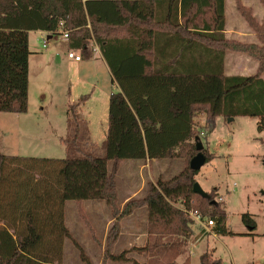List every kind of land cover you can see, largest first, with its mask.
<instances>
[{
    "label": "trees",
    "instance_id": "obj_1",
    "mask_svg": "<svg viewBox=\"0 0 264 264\" xmlns=\"http://www.w3.org/2000/svg\"><path fill=\"white\" fill-rule=\"evenodd\" d=\"M236 1L262 46L226 37V0H0V111H28L29 34L34 30L51 36L68 32L70 47L81 52L95 37L121 89L109 100L105 156L84 151L78 141L85 123L80 107L88 96L67 109L66 158L0 153V264H62L65 239H72L82 260L93 264L66 225V202L103 200L116 219L131 214L132 199L117 216L116 177L122 162L183 156L191 161L197 154V110L206 112L210 132L219 116L256 118L258 130L264 131V21ZM228 51L256 58L257 73L225 74ZM203 152L206 163L214 159ZM198 173L189 163L178 176L149 184L143 203L155 237L146 247L150 252L182 254L184 241L173 237H190L189 209L213 219L215 233L235 234L227 226L225 207L213 202L211 193L204 198L193 191ZM192 196L199 200L195 208ZM179 198H185L187 208L176 205ZM242 219L250 232L256 230L250 214ZM118 234L116 221L106 237L103 264L129 259L111 251ZM211 257L206 252L200 258L204 264H222ZM162 264L177 263L167 256Z\"/></svg>",
    "mask_w": 264,
    "mask_h": 264
},
{
    "label": "rangeland",
    "instance_id": "obj_2",
    "mask_svg": "<svg viewBox=\"0 0 264 264\" xmlns=\"http://www.w3.org/2000/svg\"><path fill=\"white\" fill-rule=\"evenodd\" d=\"M239 14L238 18L245 19L241 12ZM252 15L259 23L264 21V11L261 19L254 14L253 9ZM236 20V16L232 15V24ZM245 21L247 22L246 19ZM246 24L250 26L248 22ZM250 28L259 41L254 44L262 46L257 33L251 26ZM43 37L48 35L32 32L29 36L28 111H0V153L24 157L66 158L68 152L63 139L69 134L67 109L80 97L88 96L85 104L80 107L85 123L78 141L84 151L98 157L105 156L109 99L112 93L120 91L116 82L102 59L87 62V59L76 61L69 58L68 53L73 49L70 47V39L63 34L53 35L46 47L43 46ZM75 53H81L83 58L89 55L99 56L100 48L95 37L89 41L85 51L75 49ZM234 61L230 56L229 66L232 70ZM241 63L246 67V72H238L245 75L255 73L252 70L247 71L248 62ZM257 122L256 118L247 116H237L233 121L219 116L211 133L206 112L197 110L194 115L196 135L200 136L204 149L214 154V159L206 163L194 179L205 188L208 187L207 181L220 185V193L216 188L206 191L225 207L232 227L228 224L227 226L232 232L250 231L242 219L243 214L247 213L254 218L257 224L256 235L262 237L264 242V131L258 130ZM149 160L151 164L146 159L145 165L133 166L129 162L135 159H127L122 162L123 165L117 173V216L121 215L126 203L132 199L134 203L131 214L116 219L112 207L103 200H86L80 205L74 200L66 202V225L91 262L103 264L107 234L118 221L119 234L111 251L116 255L125 253L129 259H106L105 264H162L167 260V256L177 264H204L200 257L206 252L212 253L210 261L222 259V264H231L228 249L231 248L238 254L240 247L245 249L246 241L232 237V234H218L219 237H215L209 234L214 230V226L207 230L189 214L187 217L192 221L189 223L190 237H173L184 241L181 246L182 254L175 257V250L160 254L158 250L150 252L146 248L155 239L149 233L148 209L143 203L149 184L157 182L158 179L167 181L178 176L190 163L186 156ZM190 203L191 207L195 208L199 200L192 196ZM176 205L182 209L187 208L185 198H179ZM79 206L89 218L94 235L81 218ZM62 264H88L82 260L80 251L72 239L64 241Z\"/></svg>",
    "mask_w": 264,
    "mask_h": 264
},
{
    "label": "crops",
    "instance_id": "obj_3",
    "mask_svg": "<svg viewBox=\"0 0 264 264\" xmlns=\"http://www.w3.org/2000/svg\"><path fill=\"white\" fill-rule=\"evenodd\" d=\"M241 1H242L243 5L253 9L254 14L258 18L261 19L264 8H263L262 2L260 0H241ZM239 13L240 12L237 8V1L236 0H226V10H225V15H226L225 34H226V37L228 39H235V40H238V41H241L244 43H246L247 41L250 43H258L259 41L255 38L256 34L250 28V26L248 24H246L247 22L245 21V19L244 18H238L240 15ZM232 15H235L236 19H237L236 22L233 24L231 22ZM32 32L38 33L40 35L47 34L49 39L52 38V36L50 37V34L47 31L34 30V31H30V34ZM30 34H29V36H30ZM29 43H30V38H29ZM242 54H244V53L233 52V51L232 52L228 51L226 53L225 74H227V75H245L244 73L238 72V70H242V72H246V70H245L246 67L241 63L242 61L248 62L249 68L247 69V71L252 70L253 72H255L252 75L257 73L258 68H259V62L255 59L251 58L250 55L248 56L247 54H244V55H242ZM230 56H232L233 59L235 60L231 66L233 68V70L230 69V66H229ZM84 59H87V62L92 61V60L96 61V60L102 59V61L105 63V65L107 66V68L110 72V69H109L101 51H100L99 56H97V55L90 56L89 55V56L83 58V60ZM251 65H252V68H250ZM237 73H239V74H237ZM110 74H111V72H110ZM111 77H112V75H111ZM112 79H113V77H112ZM116 84H117L119 90H121L120 86L118 85L117 82H116ZM156 160L157 159H152V161H156ZM145 162L146 161H144V160H135V161L129 162V163H130V165H133V166H142V165H145ZM148 162L150 164L152 163L149 159H148ZM137 163H138V165H137ZM122 165H123V163L121 164V166ZM205 182H206V180H205ZM206 184H208V187H206V188L201 185L205 190H211L213 188H216V189H219L218 192L220 193V185L219 184L209 183L208 181L206 182ZM222 199H224L223 196H222ZM227 224H228V226L232 227L231 218L229 215L227 218ZM256 230L254 232H250V231H239V232H237V231H234L235 234H232V235H234L232 237H236L237 239H242L243 241H246L245 242L246 247H245V249L240 247L238 250V254H237V251L235 253V251H233L231 248L228 249L229 256L231 258V264H264V242L262 240L263 239L262 237H260L259 235H256ZM209 234H213V236L219 237V235L217 233H215L214 231L209 232ZM225 237H227V236H225ZM221 241L223 243H226V242H224V240H221ZM213 254H214V256H216L214 252H213Z\"/></svg>",
    "mask_w": 264,
    "mask_h": 264
},
{
    "label": "water",
    "instance_id": "obj_4",
    "mask_svg": "<svg viewBox=\"0 0 264 264\" xmlns=\"http://www.w3.org/2000/svg\"><path fill=\"white\" fill-rule=\"evenodd\" d=\"M234 119L235 117H230L229 121H233ZM196 141H197L196 143L197 154L191 159L190 168L195 171H200L201 168L206 164L207 158L203 152L204 145L199 136L196 137ZM193 191L204 198H210V194L201 186V184L198 181L194 183ZM262 193L264 195V191ZM215 201L216 200H214L213 202Z\"/></svg>",
    "mask_w": 264,
    "mask_h": 264
},
{
    "label": "built area",
    "instance_id": "obj_5",
    "mask_svg": "<svg viewBox=\"0 0 264 264\" xmlns=\"http://www.w3.org/2000/svg\"><path fill=\"white\" fill-rule=\"evenodd\" d=\"M66 38H69V34L68 32H63L62 33ZM53 36V35H52ZM51 37V35H50ZM43 46L46 47L48 44V40L49 37H43ZM69 58L71 59H75L76 61H82L83 60V56L82 54H76L75 53V49L70 50L68 53ZM187 214H189L193 220H195L196 222H198L203 228L209 230L210 227L215 226V221L211 218H208V216L200 213V212H196L194 210H185Z\"/></svg>",
    "mask_w": 264,
    "mask_h": 264
}]
</instances>
